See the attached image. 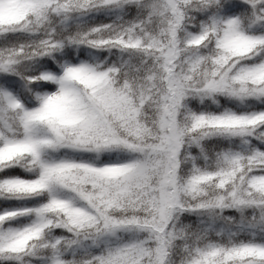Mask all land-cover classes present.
<instances>
[{"label": "snow or ice", "instance_id": "snow-or-ice-1", "mask_svg": "<svg viewBox=\"0 0 264 264\" xmlns=\"http://www.w3.org/2000/svg\"><path fill=\"white\" fill-rule=\"evenodd\" d=\"M0 264H264V0H0Z\"/></svg>", "mask_w": 264, "mask_h": 264}]
</instances>
